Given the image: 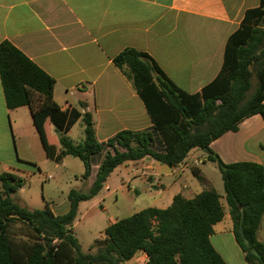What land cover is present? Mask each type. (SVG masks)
I'll use <instances>...</instances> for the list:
<instances>
[{
  "label": "trees",
  "instance_id": "1",
  "mask_svg": "<svg viewBox=\"0 0 264 264\" xmlns=\"http://www.w3.org/2000/svg\"><path fill=\"white\" fill-rule=\"evenodd\" d=\"M142 101L151 127L120 131L105 142L95 137L91 116L63 112L53 100L54 79L9 42L0 43V82L8 110L27 106L45 157L59 163L65 156L79 159L87 179L99 158L93 180L83 193L68 192L69 207L55 215L46 204L28 209L13 199L23 181L0 174V264H125L137 253L144 264H226L209 241L213 226L223 218L218 194L202 190L191 199L177 194L164 209L148 207L108 225L93 254L83 252L72 226L77 207L95 197L117 167L149 157L177 167L191 150L199 149L216 164L235 243L248 264H264V243L257 231L264 213V168L252 162L225 164L210 144L239 122L260 115L264 123V0L247 10L227 40L216 78L199 93L187 94L173 85L146 53L131 48L112 59ZM253 68L257 83L252 87ZM81 118L83 140L73 142L68 131ZM50 124L59 149L45 138ZM35 167L32 163H26ZM195 177L198 172L192 170ZM19 224V231L15 224ZM19 233H18V232Z\"/></svg>",
  "mask_w": 264,
  "mask_h": 264
},
{
  "label": "crops",
  "instance_id": "2",
  "mask_svg": "<svg viewBox=\"0 0 264 264\" xmlns=\"http://www.w3.org/2000/svg\"><path fill=\"white\" fill-rule=\"evenodd\" d=\"M259 4L260 0H0V43L9 42L53 78V100L60 110L88 113L96 140L102 143L120 131H141L152 125L131 83L113 65L116 55L126 48L146 53L178 89L199 93L218 75L226 42L239 28L245 12ZM18 110L31 116L27 106L6 108L0 82V126L3 128L5 117ZM210 149L225 164L252 162L264 168L262 118L256 114L242 120L236 132L223 134ZM100 161L93 165L87 183L91 184ZM206 163V154L199 149L191 150L177 167L145 157L115 168L102 189L110 190V176L125 169L135 181L147 182L142 196L150 201L146 208L164 209L177 194L191 199L204 190L199 182L207 183V179L200 166ZM15 171L20 177L21 171ZM119 180L128 186L131 183L123 177ZM87 201L78 204L73 233L79 209ZM221 205L223 218L213 226L209 241L226 264H248L235 243L228 210ZM68 207L69 203L61 213L56 207L49 208L62 215ZM218 226L221 236L213 243ZM103 238L101 233L96 239ZM96 239L88 242L86 249L77 240L86 253ZM257 240L264 243V213ZM136 255H141L143 264L147 261L145 254Z\"/></svg>",
  "mask_w": 264,
  "mask_h": 264
},
{
  "label": "rangeland",
  "instance_id": "3",
  "mask_svg": "<svg viewBox=\"0 0 264 264\" xmlns=\"http://www.w3.org/2000/svg\"><path fill=\"white\" fill-rule=\"evenodd\" d=\"M251 72L252 87L247 97L254 93L257 83L253 68ZM44 134L50 144L58 146L56 133L49 123L44 128ZM68 137L75 143L83 140L82 120L75 124ZM26 163H32L35 167ZM16 169L21 171L20 178L23 184L22 190L19 189L13 199L30 210L43 209L47 204L49 207H56V212L61 213L68 206L67 196L70 190L85 193L90 186V183L82 178L84 168L79 159L66 156L59 163H55L45 157L38 135L32 126L31 116L26 112L22 114L21 110L6 116L4 127L0 126V174L5 172L18 174L15 173ZM200 170L202 176L207 179V183L199 182L200 188L214 190L228 210L216 164L207 161L205 166H200ZM119 177H123L124 181L129 180L130 185L121 184ZM144 182L135 181L128 170L122 169L121 173L114 174L108 179L107 185L110 186V190L101 189L96 197L80 207L74 235L83 243L85 249L88 242L99 238L103 229L112 220L129 217L150 205L148 198L142 197ZM1 191L0 185V193ZM18 228L19 224L16 223L15 230L19 231ZM19 232L26 231L21 228ZM221 232V226L215 228L213 243L221 236ZM95 250L96 245L91 246L86 253L93 254ZM140 257L141 255H136L135 259L125 264H143Z\"/></svg>",
  "mask_w": 264,
  "mask_h": 264
}]
</instances>
